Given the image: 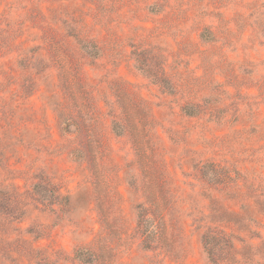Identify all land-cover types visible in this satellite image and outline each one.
I'll list each match as a JSON object with an SVG mask.
<instances>
[{
    "label": "rangeland",
    "instance_id": "rangeland-1",
    "mask_svg": "<svg viewBox=\"0 0 264 264\" xmlns=\"http://www.w3.org/2000/svg\"><path fill=\"white\" fill-rule=\"evenodd\" d=\"M0 191L16 264H264V0H0Z\"/></svg>",
    "mask_w": 264,
    "mask_h": 264
},
{
    "label": "trees",
    "instance_id": "trees-1",
    "mask_svg": "<svg viewBox=\"0 0 264 264\" xmlns=\"http://www.w3.org/2000/svg\"><path fill=\"white\" fill-rule=\"evenodd\" d=\"M82 46V49L90 55L91 53H99V48L97 45H92V43H80ZM188 110V109H187ZM189 111H186V114L193 115L192 113H188ZM116 126V124L114 125ZM115 133L120 135L116 129ZM227 169L220 167L219 165L215 163H206L201 168V174L204 180L211 186H217L222 185L224 182L231 183L234 181L232 176L229 174L224 173ZM33 194L40 200L45 201L48 203H56L60 202L61 194L59 191H56L55 189L51 188L47 184H43L42 182H37L33 185ZM4 192L0 191V202L7 204V201H11V199L3 196ZM3 210L4 208H0ZM5 210H8V208H5ZM20 213H17V216L22 215L21 210L17 209ZM8 214V213H7ZM12 214V213H9ZM12 216V215H11ZM15 216H12V218ZM16 219H19L16 217ZM138 228L141 231V234L143 237H145V242L148 241L149 238L156 239L158 232L157 227L155 225V221L153 219H148V217H144L142 214V210H139L138 214ZM231 234H227L224 231H218V230H211L208 231L203 236V245L205 247L206 253L210 259V261L213 264H217V261H221L222 255L229 256V258H234L232 255H230V251L232 250L231 241H230ZM1 251V250H0ZM12 252V250H8ZM34 251H29L27 256H31L34 259L38 260V255L34 254ZM0 254H3L2 257H0V264H16L20 262V257H16L14 259L13 255H10L6 253V251L2 250ZM75 257L79 262L82 264H93L95 261V258L93 257V254L87 251H76ZM226 259V257H225ZM19 264H28V263H19Z\"/></svg>",
    "mask_w": 264,
    "mask_h": 264
}]
</instances>
